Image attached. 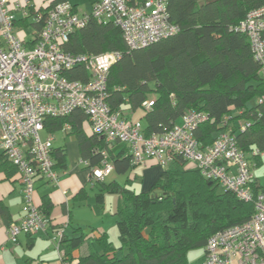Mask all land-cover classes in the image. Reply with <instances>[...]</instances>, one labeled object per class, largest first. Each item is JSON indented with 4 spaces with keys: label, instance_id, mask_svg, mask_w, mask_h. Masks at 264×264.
I'll list each match as a JSON object with an SVG mask.
<instances>
[{
    "label": "trees",
    "instance_id": "obj_1",
    "mask_svg": "<svg viewBox=\"0 0 264 264\" xmlns=\"http://www.w3.org/2000/svg\"><path fill=\"white\" fill-rule=\"evenodd\" d=\"M61 1L66 0H43L37 8L29 3L25 13L14 12V24L21 29L26 47L33 46L49 9ZM263 4L264 0H167L168 20L178 26L170 36L130 50L117 25L90 19L69 35L63 49L74 54L120 51L109 69L106 101L121 115L142 109L139 119L145 136L164 134L187 111H201L206 119L193 131L200 147L210 145L221 131H229L252 169L264 163V79L246 34L235 25ZM66 76L87 81L90 73L80 64ZM150 94L153 104L145 108L143 102ZM66 121L71 124L67 133L76 136L81 160L88 167L100 164L104 142L84 131L83 111L46 117L43 125L55 132ZM125 150L121 156L107 150L111 171L117 174L135 165L128 146ZM52 157L59 161L55 168L63 165L61 149H52ZM0 159V167L16 170L3 153ZM185 162L174 156L160 180L145 192L132 189L129 179L123 184L99 180L100 190L118 194L119 244L114 246L105 232H99L91 237L94 248L74 258L72 252L87 238L82 233L68 238L63 230L60 264H189L188 251L204 248L213 233L249 219L252 202L238 199L215 180L202 177L195 167H185ZM251 188L254 193L264 190L255 177ZM51 206L48 196H43L38 208L48 221ZM0 213H4L2 204Z\"/></svg>",
    "mask_w": 264,
    "mask_h": 264
},
{
    "label": "built area",
    "instance_id": "obj_2",
    "mask_svg": "<svg viewBox=\"0 0 264 264\" xmlns=\"http://www.w3.org/2000/svg\"><path fill=\"white\" fill-rule=\"evenodd\" d=\"M166 2L96 0L90 11L78 12L68 1H61L49 9L33 46L26 47L14 24V12L25 13L29 1L0 0V151L16 169L26 209L22 219L8 224V241L16 243L20 233L34 235L46 230L49 221L34 202V182L42 177L55 186L60 174L52 157L53 135L41 134L44 119L65 117L79 109L86 115L90 132L104 142L101 163L89 167L92 179L102 180L112 170L106 148L114 142L127 144L133 163L151 160L162 170L179 155L202 177L253 203L249 219L208 237L201 264H264V190L252 191L254 173L235 137L224 130L201 148L193 131L206 114L197 110L187 111L164 134L145 136L139 121L111 110L106 101L109 69L120 58V51L74 54L63 49L69 35L90 19L117 25L130 50L170 36L178 26L168 20ZM235 29L246 34L264 79V4L248 11ZM80 64L89 71V79H69L66 72ZM152 104V98L143 102L145 108ZM70 130L71 124L64 122L61 131ZM82 162L88 166L86 160ZM62 236L63 229L58 228L51 237L60 260Z\"/></svg>",
    "mask_w": 264,
    "mask_h": 264
},
{
    "label": "crops",
    "instance_id": "obj_3",
    "mask_svg": "<svg viewBox=\"0 0 264 264\" xmlns=\"http://www.w3.org/2000/svg\"><path fill=\"white\" fill-rule=\"evenodd\" d=\"M28 1L35 8L44 4L43 0ZM66 1L78 12H88L96 0ZM18 13L21 15L20 12ZM17 30L21 32L18 27ZM152 96L153 94H150L148 99ZM142 114L143 110L138 108L134 111H125L122 116L139 121ZM180 121L181 118L178 123ZM82 127L87 134H91L86 121L82 123ZM41 134L42 136L52 134L53 150L61 149L64 153L63 165L57 164L56 167L60 174V180L57 185L50 184L42 177H37L34 182V202L40 206L43 196H48L51 201L50 222L43 233L37 235L20 233L16 243L7 240L6 229L8 224L25 216L26 209L22 200V185L16 170L10 167L8 168L9 171H7L5 168L0 167V204L4 207V213H0V246L4 245V249L0 250V264H60V258L58 256L56 259L51 241L54 231L59 227L64 230L68 238L78 236L81 233L87 238L78 250L76 249L72 252L74 258L87 254L91 248H94L91 243V237L99 232H105L114 246L119 244L117 216L115 213L118 194L100 190L101 182L90 179V169L81 160L78 142L77 160H75V154L68 151V136L72 135L76 138L75 134L64 133L61 128L55 132H49L43 128ZM123 149L127 151L125 143L114 142L106 148V153L108 150V153L112 155L121 156ZM2 153L0 151V158ZM107 159L109 160V157ZM54 162L58 163L59 161L55 159ZM184 166L194 167L188 161L185 162ZM252 169L256 184L260 186L257 175L254 172V166ZM114 173V171H111L105 175L102 179L103 182L116 181L119 184H123L125 179H129L130 181L132 180L130 185L132 189L145 192L149 191L160 180L162 169L153 161L146 160L144 163L135 164L126 173ZM90 189L96 192V201L91 196ZM83 208L91 209V211L93 209L94 216L86 218L83 215ZM202 249V258L198 262L195 260V264H201L204 259L205 251L204 248ZM188 253L189 251L187 252V260L191 264Z\"/></svg>",
    "mask_w": 264,
    "mask_h": 264
},
{
    "label": "rangeland",
    "instance_id": "obj_4",
    "mask_svg": "<svg viewBox=\"0 0 264 264\" xmlns=\"http://www.w3.org/2000/svg\"><path fill=\"white\" fill-rule=\"evenodd\" d=\"M26 35L28 36L29 34H26ZM253 102H255V101H253ZM139 121H140L141 124L143 123V121L141 119H139ZM67 149H68L69 152H73L75 154V160H77L78 159V157H77L78 156V146H77L76 138L74 136H72V135L68 136ZM86 170L88 171L87 168H86ZM254 172L257 175V178L259 180L260 186L264 187V163H262V164L260 163V164H258L256 166H254ZM114 174H116V173H114ZM89 192H90L91 196L93 197L94 201H96L97 200L96 199V195H97L96 192H94L91 189L89 190ZM93 211H94L93 209L91 211V209L83 208V215L86 218H92L94 216ZM52 249L55 252L56 259H57L58 256H59V251L56 249L55 245H53ZM202 251H203L202 248L191 249L189 251V253H188L189 262L191 264H195V260L198 262V260L200 258H202ZM60 252H61V249H60Z\"/></svg>",
    "mask_w": 264,
    "mask_h": 264
}]
</instances>
